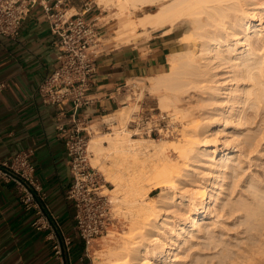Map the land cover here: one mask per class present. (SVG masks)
I'll list each match as a JSON object with an SVG mask.
<instances>
[{
  "label": "bare ground",
  "instance_id": "6f19581e",
  "mask_svg": "<svg viewBox=\"0 0 264 264\" xmlns=\"http://www.w3.org/2000/svg\"><path fill=\"white\" fill-rule=\"evenodd\" d=\"M96 3L104 7L103 10L116 7L115 18L119 20L120 27L116 30L117 36L114 39L128 41L130 33L135 32L138 34L151 32L170 34L177 30L184 31L179 40L181 39L186 46L185 52L174 51L168 58L170 69L161 75L149 77L153 80L150 86L151 92H158V101L162 109H172L175 114L184 111L182 101L187 97L185 91L180 87L174 88L175 81L179 79L180 73L182 75L183 70L185 72L183 74L204 71L203 73L210 76L209 79L214 76L211 80L214 84V96L217 97L214 115L217 117L215 122L220 126L213 130L212 127L209 128L206 125L204 126L206 129L201 133L206 118L200 117L202 123H199L195 117L192 122L190 121V126L193 125L189 126L175 141L178 158L184 162L181 163L185 166L182 167L178 160V162L172 160L167 154L169 147L166 144L170 140L156 142L152 138H133L132 130L127 125L134 112L130 103L114 111L112 115L104 116L111 124L119 123V128H114V132H108L107 135H95L89 141L88 148L95 154L93 158L95 161H92V164L96 166L101 160L108 162V164L103 163L104 165L101 163L100 166H102L105 180L115 187L111 190L115 194L112 200L119 202L122 199L131 207L129 231L121 234L120 245L107 249V264H178L176 261L179 260L180 252L185 246H193V240H197L198 235L203 233L206 227L214 230V222L206 221L213 217L214 212L219 213V194L224 184L216 185L213 180L222 172L234 168L232 167L234 162L238 164L243 162L241 153H235L228 146L231 140L236 142L235 132L227 136L224 129L232 123L233 113L238 111L241 114L246 105L257 110L264 109V26L255 23L261 14L258 9L264 11V0H96ZM152 6H157V8L154 11H145ZM141 12H143L141 15H137ZM132 14L137 16L133 18ZM239 31L244 34V39L237 42L244 45L245 49L240 56L237 55L239 57L235 55L237 59L234 60L238 62L232 66L236 68L235 72L237 71V77L235 73L234 76L243 81V88L229 84L227 88L229 99L225 102L218 98L223 94V85L215 78L217 76L215 72L219 67L214 65V61L217 59L225 60V62L228 59L229 63L230 60L232 61L233 58L224 56L221 47L225 42L228 43L231 37H236ZM228 48L227 50L231 53H238L236 47ZM237 93H240L239 98L236 97ZM236 98L242 109L239 108L229 113L226 124L221 129L223 126L221 121L227 114L226 105L230 100L236 101ZM218 136H224L222 143L225 146L220 157H218L220 155ZM106 142L108 145L105 144ZM246 142L251 151L256 152L258 142L255 138L247 136ZM240 145L238 151H242ZM135 162H142L146 164L145 166H149V173L146 172V174L150 175L152 172L149 181L152 180L153 190L160 189L158 195L150 196V201H143L144 196L148 195L150 190L146 189L143 182L141 183V179L140 181L134 179L136 182L139 181L138 183L128 182V172H134L133 176L138 172L139 167H129L130 163ZM191 163H198L199 168L209 169L207 181L183 178V172L193 169ZM143 170L144 168L140 173H143ZM148 177L150 176L145 175L143 179L148 180ZM182 183L190 184L186 190L182 187L185 192L179 195L176 191L181 190ZM212 203H214L213 206H211ZM180 207L185 210L187 216L178 218L179 220H171V216H177L181 212ZM161 210L163 211L162 216L159 213ZM263 215L264 202L257 204L252 216ZM247 222H249V217ZM260 223L261 230H264V222L261 220ZM225 252L230 253L229 248H226L220 255L229 261L241 257L237 253H233L235 256L232 257ZM101 259L97 255L94 257L93 264H102L104 260L101 261ZM248 260L252 261V264H258L251 257ZM262 262L264 264V259Z\"/></svg>",
  "mask_w": 264,
  "mask_h": 264
},
{
  "label": "crops",
  "instance_id": "0c3cea01",
  "mask_svg": "<svg viewBox=\"0 0 264 264\" xmlns=\"http://www.w3.org/2000/svg\"><path fill=\"white\" fill-rule=\"evenodd\" d=\"M86 4L91 10L86 12ZM69 11L83 14L106 33L99 5L95 0H71ZM145 40L116 44L102 34L91 50L98 53V73L88 91L92 102L83 106L78 117L90 122L120 108L121 92L129 80L161 75L170 69L174 53L173 33L152 32ZM43 9L37 4L26 17L17 39L0 35V160L20 151H31L35 178L46 193V203L64 233L71 237L67 264H90L84 244L74 230V202L67 191L74 182L70 172L65 139L58 126H71V105L64 108L46 104L37 92L50 74L58 50ZM34 214L19 203L13 182L0 187V264H63L53 251L47 232L32 226Z\"/></svg>",
  "mask_w": 264,
  "mask_h": 264
},
{
  "label": "rangeland",
  "instance_id": "374dc122",
  "mask_svg": "<svg viewBox=\"0 0 264 264\" xmlns=\"http://www.w3.org/2000/svg\"><path fill=\"white\" fill-rule=\"evenodd\" d=\"M99 7H100L99 12L102 13L101 14L102 21L103 22L105 21L104 23L108 22L106 25L107 32L102 34L103 35L107 34V38L116 40L117 45L129 43L131 41L137 42L140 40H145L148 37H150V35L153 34L152 32L148 34L147 33L138 34L135 32L138 35H136L135 33H130V37L128 38V41L126 39L124 40L114 39L115 36H117L116 30L120 27L119 20L115 18V12L117 11V9L116 7H111L107 10H103L104 7L103 8L101 6ZM156 8L157 6L154 7L152 6L146 9L145 11L148 12L154 11ZM258 10L261 11L260 12L261 14L255 23L256 25L261 24L262 26H264V11H262V9H258ZM69 13H74V10L69 11ZM142 13L143 12L138 13L137 15H141ZM137 15L132 14V17L135 18ZM240 32L241 31H239L240 35L237 34L236 37L234 36L231 37L230 41L228 43L225 42L223 44V47H221L224 56L233 58L232 61L230 60V63L228 59H226V62L225 60L222 59H221L222 61L220 60L221 62L219 61V59L214 61V65H216V67H219L215 72L217 74L215 78L220 80L223 85V89H222L223 94L218 98L223 99L225 102H227L229 99V95H228L229 93L227 89L229 84L237 88L240 87L241 89L243 88L242 86L243 81L241 79L236 78L237 71L235 72L236 68L232 66V64L238 62L235 61L234 59H237V57H239L242 54L241 52H243L245 49L244 45H241L237 42V41L241 42L244 39V34ZM183 33H184L183 30H177L173 33L175 52H182V51L185 52L184 50H186V46L184 45L182 40L181 39L179 40V37ZM235 41L237 44L235 43ZM233 43H235V45H233ZM233 46L236 47L237 52L239 54L231 53V51H228L229 50L228 47H231L230 49H232ZM227 51L228 53L230 52V54H228ZM263 52L261 54H263ZM261 54L259 56H261ZM235 55L236 56L239 55V56L235 57ZM263 61H264V57H263ZM183 72L182 75L181 73L179 74V79L175 81L174 88L180 87L185 91V95L187 97L185 100L182 101L184 111L175 114V112H173L172 109L170 110L162 109L158 101V95H159L158 92H153V91H152L153 93L151 92L150 86L153 82L151 78L129 80L127 86H125L121 92V96H122L120 98L121 104H120V108L118 109L120 110L123 108L124 105L131 104L130 106H132L134 112H133V116L130 117V121L134 120L136 117H138V115L142 117L144 120L150 118L155 120L161 117V115H168L169 117H171L170 124L174 125L173 127L175 129V133L173 135H166L163 132H160V134L159 132H156L151 136L145 134L144 132H138L134 134L135 130L133 129V126L131 125L130 121L128 122L127 125L130 128V130H132L131 134L135 139L152 138L156 142H163L170 140L169 142H167L168 145L166 144V146L169 147L167 154L172 160H175L176 162L179 161L180 162L179 164H181L182 167L185 165H183L184 162L180 160V158H178V152L175 149V144H176L175 141L182 136L181 134H183V132L187 130V128H189L191 124L190 121L192 122L193 118L195 117L197 118L199 123H202L200 117L204 116L206 118L205 123L203 122L201 133H203L204 130L206 129L204 128V126L206 125H208L209 128L212 127L213 130H216L220 126V124L215 122L217 117L216 115H214L215 114L214 109L216 107L215 102L217 99V97L215 98L214 96V91H213L214 84L211 82L214 76L213 78L211 77L209 79L208 77L210 76L208 74L203 73L204 71H198V72L193 71L191 72V74H187V73L183 74ZM200 72H202V74ZM234 73L236 77L234 76ZM205 76L207 79L205 78ZM239 95L240 93H237L236 97L239 98L240 97ZM238 98L235 99L236 101L230 100L231 102L229 101L228 104L226 105L227 114L226 117H224L221 121V123H223L221 129L224 128V125L226 124L227 121L226 118H228L229 113H233V110H238L239 108L240 110L242 109L241 108L242 106L238 101ZM225 102L223 103L225 104ZM113 113L114 112H112L109 115H112ZM231 121L232 123L227 125V127L224 129V132L225 134H227V136L228 135L230 136L232 132H235L237 136L236 138L237 140L236 142L231 140L228 146L235 153L237 152L241 153V157H242L241 159L243 162L241 164L234 162L232 164V167L234 166V168L222 172L221 174L218 175V177L215 180H213L214 184L216 185L218 183L224 184V187L222 190H220V194H219L220 197L219 213L214 212L213 217L211 219L208 218V220L206 221L208 223L214 222V230H210L208 227H206L204 232L198 235L199 238L197 240L196 239L193 240L192 242L193 246L192 245L185 246L180 252L179 260L176 261V263L178 264H246V263L252 264V261L248 260L249 257L253 258L254 262L258 264H263L262 261L264 259V230H261L262 225L260 222L261 220L264 222L263 220L264 215L260 217L257 216L253 217L252 214L253 212H255L257 208V204L260 203L263 204L264 202L263 199L264 198V109L257 110L254 107L246 105L244 111L241 114L238 113V111H236V113H233V116L231 117ZM166 122L169 123V121ZM115 125L116 127H114ZM91 126H92L91 137H93L95 135H103V134L107 135L110 132L113 133L114 128H119L120 125L119 123L111 124L108 122L106 117H101L97 120L92 121ZM247 136L254 137L255 141L258 142L256 152H252L251 148H249V146L247 145L248 144L246 142ZM218 137H219L218 149H220L219 150L220 155H218V157H220L222 155L221 152H223V150L225 149V146L222 143L224 136H218ZM105 144L108 145L107 142ZM239 145L242 148L241 149L242 151H238ZM89 152H90V157H89L90 164L92 167L95 168V170L98 173L99 183L101 185L100 191L102 192L103 195H106V197L110 201V211L113 221L112 224L109 226L108 231L104 233L102 236L96 238L94 244L91 246V248L88 251L87 257L90 264H93L94 257H96L97 255L100 256V259L102 258L101 261L104 260L102 261V264H107V257H108L107 249H110V247L112 248L115 245H120L119 243H121L120 241H122L121 234L129 231V227L131 223L129 211L131 207L128 204H126V202H124L122 199H120L119 202H115L116 201L115 199H114L115 201L112 200L115 194L112 193L111 190H113V188L115 187L111 183L105 180V177L103 175L104 173L103 169H101L102 166H100L101 163L108 164V162L107 161L104 162V160H101V162L98 161L100 164L98 163L96 165L97 167L94 166L92 163L95 161L93 160L95 154L94 152L91 151L90 148H89ZM133 164L134 166H132ZM142 164L144 166L141 167L140 165ZM145 165L146 164L142 162L130 163L129 164L130 168L139 167L138 172H136V175L138 177L135 178L134 176L136 175L133 176L132 173L134 172L131 171H129L127 175L129 176L128 182L129 181L133 182L134 179L140 181L141 179V183L143 182L142 184L145 185L146 189L150 190L149 194L145 195L143 199V201L145 200L147 202L151 200L150 196L158 195L160 189L153 190V186H152L153 184L151 182L152 180L149 181V179L152 177L151 174L152 172H150V175L146 174V172L149 173L148 172L149 166L148 165L145 166ZM191 166L193 169L189 172L186 171L183 172L184 174L183 178H186L188 180L200 179L201 182L207 181L209 169L205 167L199 168L198 163L197 164L191 163ZM141 168L142 169L144 168L145 170V173L143 170L144 174L140 173V171H142ZM145 175L150 176L148 177V180L143 179V177L145 178ZM130 176L131 178L134 177L133 180L130 178ZM142 179L144 181H142ZM189 184L190 183H182L180 185L182 191L177 189L176 191L177 194L179 195L182 194L181 192L186 190ZM182 187L184 188V190L182 189ZM213 205L214 203L211 204V206ZM180 210L181 212L179 211L180 212L179 214H183V215L178 214L179 216L178 215L171 216L170 217L171 220L175 221L178 218H185L187 216L185 210L182 209V207H180ZM159 213L162 216L163 211L161 210L159 211ZM248 217H249V222H247ZM158 219H160V217H158ZM170 224H172V222H170ZM175 246L176 245H174V247ZM226 248H229L230 250V253L225 252L229 256L232 255V257H234L235 254L237 253L241 257L236 260L229 261V259L224 258L223 255H220L222 252L226 250ZM233 253L235 254L233 255ZM242 258L244 260L247 259V261L246 260L242 261Z\"/></svg>",
  "mask_w": 264,
  "mask_h": 264
},
{
  "label": "built area",
  "instance_id": "2783aa9c",
  "mask_svg": "<svg viewBox=\"0 0 264 264\" xmlns=\"http://www.w3.org/2000/svg\"><path fill=\"white\" fill-rule=\"evenodd\" d=\"M71 0H0V35L17 39L23 23L30 11L37 5L43 6L51 32L58 37L55 46L58 50L53 71L38 86L42 101L60 107L62 111L71 105V126L61 123L58 126L65 139L70 172L74 182L67 191V198L74 202V230L82 240L85 253L96 238L108 231L113 218L110 201L100 191L98 173L91 166L89 141L91 123L78 117L79 110L92 102L88 91L94 85L98 73L96 58L98 53L91 50L99 44L101 29L83 14L69 13ZM91 10L86 4L85 11ZM127 86V85H125ZM4 87L0 83V90ZM166 121H169L166 122ZM171 117L161 115L158 119L144 120L138 115L130 121L135 133L144 132L151 136L156 132L166 135L175 133ZM13 182L16 195L22 207L34 214L32 226L38 231L47 232L53 240V251L63 264L69 262L72 239L61 228L55 215L46 203V193L35 178V167L31 161V151L16 153L7 160H0V187Z\"/></svg>",
  "mask_w": 264,
  "mask_h": 264
}]
</instances>
